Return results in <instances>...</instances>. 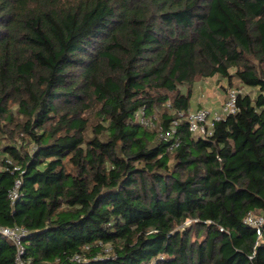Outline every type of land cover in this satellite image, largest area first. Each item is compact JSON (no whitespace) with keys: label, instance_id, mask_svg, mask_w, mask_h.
Masks as SVG:
<instances>
[{"label":"trees","instance_id":"1","mask_svg":"<svg viewBox=\"0 0 264 264\" xmlns=\"http://www.w3.org/2000/svg\"><path fill=\"white\" fill-rule=\"evenodd\" d=\"M213 76L254 92L203 137L186 115ZM250 211L264 0H0V227L24 228L23 261L264 264ZM17 257L0 231V264Z\"/></svg>","mask_w":264,"mask_h":264},{"label":"built area","instance_id":"2","mask_svg":"<svg viewBox=\"0 0 264 264\" xmlns=\"http://www.w3.org/2000/svg\"><path fill=\"white\" fill-rule=\"evenodd\" d=\"M241 90L231 89L228 93V97L221 108V110L216 112H211L208 108H199L196 110L190 111L186 117L189 122L190 130L198 135L203 137L209 136L212 134V129L215 125V122L224 118L230 113H235L237 111V98ZM182 115V113H181ZM139 120L144 125H153V121L143 115L142 111H139L137 114ZM174 125L178 124V120H174ZM174 131V129H173ZM179 142L176 140L171 149L178 145ZM20 185V180L16 181L14 188L10 191L9 196L14 200L18 196V187ZM244 221L255 228L258 238L263 234L264 226V215L256 214L254 212H248L244 218ZM0 231L10 240H12L18 246V257L17 264H31L30 261H23L21 254L24 252V247L21 242V237L25 233L24 228L21 226L15 225L12 227H0Z\"/></svg>","mask_w":264,"mask_h":264},{"label":"rangeland","instance_id":"3","mask_svg":"<svg viewBox=\"0 0 264 264\" xmlns=\"http://www.w3.org/2000/svg\"><path fill=\"white\" fill-rule=\"evenodd\" d=\"M196 85V90L192 98L193 110L196 108H208L211 112L221 110L231 89L254 92V90L250 88L241 86L238 80H235L233 85L229 86L226 81L219 76L201 78ZM155 121L157 122L156 119ZM152 126L155 125L153 124ZM189 222L190 220H188L186 224H189Z\"/></svg>","mask_w":264,"mask_h":264}]
</instances>
